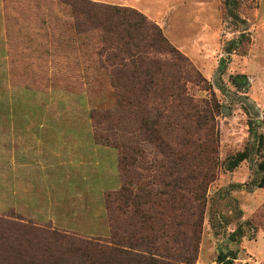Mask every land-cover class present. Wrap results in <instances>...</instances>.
I'll use <instances>...</instances> for the list:
<instances>
[{"label":"rangeland","instance_id":"rangeland-1","mask_svg":"<svg viewBox=\"0 0 264 264\" xmlns=\"http://www.w3.org/2000/svg\"><path fill=\"white\" fill-rule=\"evenodd\" d=\"M86 1L118 8L114 20L122 18L124 24L134 21V10L141 13L146 37L150 24L158 27L167 46L150 49L144 66L137 68L147 69L148 77L164 88L173 86L174 94L182 84L197 106L182 110L185 128L199 138L214 137L204 153L213 157L216 151L215 175L200 193L202 224L193 264L227 259L264 264V114L252 99L264 107V0ZM123 1L133 6L118 4ZM74 21L65 0H0V216L105 239L110 236L105 196L121 186L118 150L96 144L93 132L105 136L120 129L114 116L92 122L91 113L116 106L109 70L120 61L110 54L129 38V30L133 39L137 34L127 25L126 32L109 33L101 27L76 28ZM177 59L184 60L182 65ZM123 116L128 128L119 123L120 133L138 140L144 161L155 160L143 174L159 181L165 176L162 154L128 125L134 124L132 118ZM241 152L245 159L232 167ZM200 164L188 172H203ZM119 208L113 211L128 238L132 214L129 207ZM11 233L0 228V264L16 261L8 246L20 245ZM24 236L47 246L53 242Z\"/></svg>","mask_w":264,"mask_h":264},{"label":"trees","instance_id":"trees-1","mask_svg":"<svg viewBox=\"0 0 264 264\" xmlns=\"http://www.w3.org/2000/svg\"><path fill=\"white\" fill-rule=\"evenodd\" d=\"M65 2L74 10L76 28L101 27L110 33L126 32L129 30L125 28L127 25L137 34V38L133 39L129 30V38L123 40L110 54L111 58L120 61L118 64L112 62L113 66L109 70L111 83L117 91L116 106L111 110L93 111L91 117L93 122L99 117L108 120L114 116L117 128L122 130L128 126L125 123L126 116L121 117V114H127L134 120L133 125L131 122L128 125L138 135L152 142L162 154L159 165L164 168L165 176H158L159 181L155 175L144 176L148 166L155 160H143L144 152L137 146V139L121 134L120 130L119 134L106 133L105 136L94 130L96 144L113 146L118 150L121 186L105 196L110 236L102 239L61 234L23 218L0 216V228L13 232L9 237L20 245L17 248L8 246L15 254L14 264L17 261L33 264L34 260H40V264H193L197 258L202 224L204 194L200 193L215 175L216 151L212 152L213 157L204 153L210 152L209 145L214 137L209 134L199 138L194 131L185 128L182 110L189 107L195 111L197 106L186 95L182 84L174 94L173 86L164 88L153 77H148L147 69L137 68V64L144 66L150 49L158 51L167 46L155 24L149 25L151 34L146 37V29L141 26L147 21L146 17L135 10L131 13L134 21L124 24L122 18L114 20L118 8L86 0ZM118 40L122 39L118 37ZM178 62L182 65L184 60L179 59ZM171 64L175 66L174 62ZM119 123L123 127L120 128ZM210 128L206 127L207 131ZM260 141L263 145L262 134ZM245 157L244 152L238 153L230 162L232 167ZM196 163H201L203 172L192 169L188 172L187 168ZM260 169L264 171V162L260 163ZM197 177L199 182H196ZM164 178L168 180L164 181ZM260 184L262 187L264 179ZM122 206L129 207L132 214V232L128 238L123 235L121 223L113 211V207L122 209ZM186 213H190L189 218L183 220ZM193 216L196 219H192ZM25 233L45 236L53 239V242L47 243L49 247L39 239H35L34 243L31 238L24 236ZM61 244L68 246V249H59L57 246Z\"/></svg>","mask_w":264,"mask_h":264},{"label":"crops","instance_id":"crops-1","mask_svg":"<svg viewBox=\"0 0 264 264\" xmlns=\"http://www.w3.org/2000/svg\"><path fill=\"white\" fill-rule=\"evenodd\" d=\"M98 1H106V2H111L110 0H98ZM124 2V1H123ZM112 3H114V2H112ZM117 4V3H116ZM118 4H123V5H132V4H129V3H127V2H124V3H118ZM133 6V5H132ZM254 80H255V76L254 75H250V83L251 84H253V82H254ZM252 97V96H251ZM252 99H253V101H255L256 102V104L262 109V111H263V114H264V107H263V105L258 101V100H256V99H254V97H252ZM17 101V100H16ZM15 101V102H16ZM263 121H264V115H263ZM263 187V186H262Z\"/></svg>","mask_w":264,"mask_h":264},{"label":"water","instance_id":"water-1","mask_svg":"<svg viewBox=\"0 0 264 264\" xmlns=\"http://www.w3.org/2000/svg\"><path fill=\"white\" fill-rule=\"evenodd\" d=\"M223 63H224V60L222 59V60L220 61V64H223ZM223 264H233V263H232L231 260L227 259V260H225V261L223 262Z\"/></svg>","mask_w":264,"mask_h":264}]
</instances>
